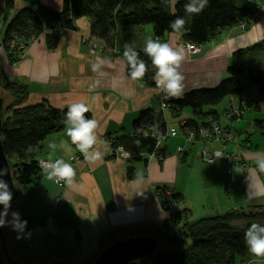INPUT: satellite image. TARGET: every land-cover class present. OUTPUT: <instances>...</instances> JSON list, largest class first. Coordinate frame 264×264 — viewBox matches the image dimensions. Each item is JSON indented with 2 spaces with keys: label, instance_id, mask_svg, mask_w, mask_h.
I'll return each mask as SVG.
<instances>
[{
  "label": "crops",
  "instance_id": "obj_1",
  "mask_svg": "<svg viewBox=\"0 0 264 264\" xmlns=\"http://www.w3.org/2000/svg\"><path fill=\"white\" fill-rule=\"evenodd\" d=\"M41 3L54 11L62 8V0H41ZM22 5L19 11L26 7ZM17 13L11 17L10 10L0 20V76L26 87L27 106L46 101L54 109L63 111L70 103H85L89 107L86 114L98 121L99 139L107 142L106 155L95 165H89L84 159L72 164L76 171L74 186H57L41 173L38 185H32L26 197H19L17 209L27 212L23 215L30 217L31 226L24 231L23 238L14 237L11 244L14 250L22 251L21 256L27 259L24 264L32 260L36 264H92L107 246L138 236L154 239L156 251L166 252L158 249L171 243L172 230L171 215L158 195L162 190L179 197L174 212L183 213L188 221L253 206L264 209V173L256 172L253 162L255 152H264V98L258 99V89L250 81L241 84V94L226 97L215 108V122L230 131V141L224 140L223 144L214 137L188 140L181 126L187 120L196 119L193 112L183 109L174 113L165 109L159 133L170 128L175 130V135L162 143L165 158L158 161L154 156L143 154L141 162L130 164L126 158L113 155L111 141L130 134L139 112L157 107V99L163 94L156 86L132 81L119 54L123 53L125 43L142 50L148 37L154 39L152 28L119 29L114 49L109 50L103 43L90 39V20L80 19L75 22L76 31L63 32L53 47L43 31L23 55L16 52L11 58L1 41L7 24ZM5 20L9 21L5 24L2 22ZM263 39L264 10H254L246 29L236 25L224 30L206 44L197 46L196 52H190L178 34L167 33L160 41L184 49L180 72L184 76L185 94L216 87L226 77L232 55ZM101 61L102 67L92 72L90 64ZM0 98L4 107L8 95L2 85ZM256 102L258 111L254 109ZM235 104L240 106L239 115L228 120L226 111ZM50 143L63 147L52 153L48 148ZM72 146L64 130L50 135L42 143L37 161L47 160L50 154L53 159L67 161ZM205 151L234 154L240 161L231 164L219 158L209 164ZM230 165L231 174L227 172ZM137 170L143 174L140 181L135 175ZM4 230L0 237L2 264H18L10 258L4 241L5 227ZM174 245L178 244L172 242ZM141 264L152 262L146 260ZM248 264H264V257H252Z\"/></svg>",
  "mask_w": 264,
  "mask_h": 264
},
{
  "label": "trees",
  "instance_id": "obj_2",
  "mask_svg": "<svg viewBox=\"0 0 264 264\" xmlns=\"http://www.w3.org/2000/svg\"><path fill=\"white\" fill-rule=\"evenodd\" d=\"M26 5L18 11L7 24L1 45L5 52L15 57L16 51L10 47L11 42L23 41L29 37H38L52 24L59 26L61 32L53 37L46 33L51 47L65 31H76L75 22L83 17L90 20L89 37L104 44L106 49H114L118 30L127 27L150 26L154 39H161L167 33H173L169 22L177 16L186 20L181 33L182 42L201 46L213 39L217 34L233 26L245 24L253 14V7L247 0H209V5L199 14L188 16L183 5L187 0H177L174 6L162 4L161 0H62L60 11H54L43 5L41 0H20ZM15 6V0H0V20L7 17ZM141 59L148 65V71L141 80L149 86H155L151 60L139 50ZM15 53V54H14ZM17 55V54H16ZM122 57V53L119 54ZM129 75V69L126 67ZM247 73L249 81L258 89V99L264 98V39L258 43L238 50L232 55V63L227 75L214 88L192 90L183 94L180 99L163 100L159 96L158 106L149 107L139 112L132 122L131 133L122 134L111 141L113 152L124 147L131 155L126 157L128 163L141 162L143 154L154 156L158 161L165 158L163 144L157 145L159 128L163 122L164 108L177 113L190 109L196 119L187 120L181 126L186 135L192 133L193 140L198 139V131L211 129V122L216 123V107L226 98L239 95L243 91L240 75ZM0 85L7 92L8 99L4 105L2 117L3 152L8 159L13 181L26 197L29 186H37L41 170L37 154L44 140L64 130V116L67 110H57L46 101L36 105H26L28 91L25 86L11 83L0 76ZM255 110H259L257 102ZM88 118L89 116L85 114ZM143 124L144 132L137 135L136 129ZM259 128L261 124L259 123ZM140 140V145L135 144ZM35 146V151L26 156L24 149ZM114 155V153H113ZM132 176L129 169L128 177ZM178 201L179 197L173 196ZM176 219H183L180 234L184 244L172 253L155 251L150 257L129 264H141L150 260L152 264H248L253 257L244 242V232L252 223L264 225V209L253 206L246 210H232L224 214L188 221L181 212L175 214ZM27 221V230L31 226L30 217L21 216ZM174 242V237L170 236ZM0 264H2L0 254Z\"/></svg>",
  "mask_w": 264,
  "mask_h": 264
},
{
  "label": "clouds",
  "instance_id": "obj_3",
  "mask_svg": "<svg viewBox=\"0 0 264 264\" xmlns=\"http://www.w3.org/2000/svg\"><path fill=\"white\" fill-rule=\"evenodd\" d=\"M162 4L174 6L177 0H161ZM209 0H187L183 5L184 12L188 16L199 15L207 6ZM186 20L183 17L177 16L169 22V28L173 33H181L185 27ZM143 54L151 60L152 68L155 69L153 80L156 88L163 94V100L180 99L184 94V76L180 72V67L185 59L184 49L181 47L174 48L169 42H161L159 39L148 37L145 40L142 49ZM122 58L125 61L126 67L129 69V75L132 81H141L148 71V65L145 60L141 59L138 52L131 44L125 43L123 46ZM101 62H93L90 64L91 71L97 72L102 67ZM161 107L166 109L167 104H161ZM89 112V107L83 102L70 103L65 112L63 124L65 135L69 138L75 149L83 156L84 161L89 165H95L101 161L107 152V142L99 139L97 135L98 121L95 118H88L85 114ZM144 132L143 124L136 129L137 135ZM169 135H175L174 129L168 130ZM203 134V133H202ZM157 141L164 139V135L155 136ZM6 139L3 133H0V141ZM140 140H136L135 144L140 145ZM58 147L55 143L48 144V148L52 153H55ZM35 151V146L29 144L25 149V155L29 156ZM119 151L129 157L131 154L124 150L121 146ZM220 158V156H214ZM213 157V158H214ZM211 158L208 163L212 164L215 160ZM253 162L255 171L264 173V152L257 151L253 154ZM41 172L48 180L57 184L63 182L69 187L76 184V171L71 163L63 158L51 157L47 160L41 159L38 162ZM8 169L0 168V177L6 175ZM137 180L143 179V174L140 170L135 173ZM13 193L10 190L8 183L0 179V205L3 210L0 211V227L10 225L13 231L18 233L17 238H23V233L27 227V221L21 220L18 212L11 213V220H8L9 210ZM244 242L248 252L253 257H264V225L252 223L244 232Z\"/></svg>",
  "mask_w": 264,
  "mask_h": 264
},
{
  "label": "built area",
  "instance_id": "obj_4",
  "mask_svg": "<svg viewBox=\"0 0 264 264\" xmlns=\"http://www.w3.org/2000/svg\"><path fill=\"white\" fill-rule=\"evenodd\" d=\"M248 3L253 7L254 10H259V9H263L264 6L263 4L259 1V0H247ZM240 27L244 30L246 29V25L245 24H240ZM58 32H61V30L59 29V26L56 25V24H52L51 25V28L47 29L46 30V33H49L51 34V36L55 37ZM37 40V37H29L27 38L26 40H23V41H18V42H11L10 44V47L13 48L17 53H23L26 48L28 46H30L32 43H34L35 41ZM186 48L190 51V52H196L197 51V46L195 45H191V44H186ZM228 112V117H233V116H237L236 114L238 112H240V106L238 104H235V105H232L228 108L227 110ZM203 133V134H202ZM160 134H163L164 135V139L159 141V144L163 143L167 138L173 136V135H169L168 134V130L162 132V133H158V135ZM211 134H214L216 136V140H222V138L226 141H230L231 140V136H222L221 135V131L220 129L218 128V125H216V123L214 122H211V129L210 130H207V129H201L199 134H198V137L201 139H210L211 138ZM187 139L188 140H193L194 139V136L192 133H189L186 135ZM158 144V141H157V145ZM120 148H117L113 153L114 155H117L118 157H121V158H126L120 151H119ZM181 151V148H178V152ZM204 155H205V159L206 161H209V159L213 158L214 156H220V159L222 158H226L228 162H233L236 160L237 156L232 154V155H223L222 153H217V152H213V153H209L207 151L204 152ZM83 156L75 149V146L73 145L72 146V150H71V154L70 156L68 157L67 161L71 164H75V163H78V162H81L83 160ZM214 160H218L217 158H213ZM227 172L229 174H231L232 172V165L229 166ZM55 185L57 186H64L65 184L63 182L57 184L55 182H53ZM161 201H162V204H163V207L169 211L170 213V222H171V225H172V230H171V233H170V236H173L174 237V242H176L178 244V248L181 247L183 245V242H184V237L180 234V229L182 227V220L183 219H176L175 218V212H174V207L177 203V201L173 198V196L165 191V190H162L158 193Z\"/></svg>",
  "mask_w": 264,
  "mask_h": 264
},
{
  "label": "water",
  "instance_id": "obj_5",
  "mask_svg": "<svg viewBox=\"0 0 264 264\" xmlns=\"http://www.w3.org/2000/svg\"><path fill=\"white\" fill-rule=\"evenodd\" d=\"M9 0H5L7 3ZM3 101L0 98V133H2V117H3ZM0 168L8 169V173L0 179L8 183L10 190L13 193L11 208L17 203L20 192L15 182L13 181L11 168L3 152L2 141H0ZM10 208V209H11ZM3 206L0 205V211ZM4 227H0V237L3 236ZM156 251V242L152 238L138 236L119 240L104 248L92 264H129L138 260L150 257ZM43 264H58V263H43Z\"/></svg>",
  "mask_w": 264,
  "mask_h": 264
},
{
  "label": "rangeland",
  "instance_id": "obj_6",
  "mask_svg": "<svg viewBox=\"0 0 264 264\" xmlns=\"http://www.w3.org/2000/svg\"><path fill=\"white\" fill-rule=\"evenodd\" d=\"M261 1H263L262 2V4H263V6H264V0H261ZM21 7H23V5H22V3H21V1L20 0H15V10L14 9H11V17H13L14 16V14L17 12V11H19V9L21 8ZM259 10H264V8L263 9H259ZM11 17L9 18V19H11ZM86 17H83V18H80V19H85ZM80 19H78L76 22L78 23L79 22V20ZM9 20H5V21H2L3 23H7ZM0 23H1V21H0ZM80 27V26H79ZM128 28V27H127ZM26 51V50H25ZM20 55H23L22 53H20ZM240 83L241 84H243V85H246L248 82H249V78H248V75H247V73H242L241 75H240ZM5 90V89H4ZM236 115H239V112L236 114ZM226 116H227V118H228V112L226 111ZM233 118H235V116H233V117H230V119L228 118V120H232ZM216 125H218L217 123H216ZM218 128L220 129V131H221V135L222 136H231V133H230V131L228 130V129H224V128H222V127H220L219 125H218ZM199 132H200V130L198 131V134H199ZM212 137L211 138H213L214 137V139L216 138V136L214 135V134H212L211 135ZM198 139H199V137H198ZM231 139H232V136H231ZM216 140V139H215ZM217 141H221L223 144H225V142H224V139L222 138V140H217ZM226 141V140H225ZM228 142V141H227ZM207 152H209V151H207ZM215 152V151H214ZM209 153H213V151H210ZM223 155H226V154H224V153H222ZM227 155H229V154H227ZM230 155H232V154H230ZM222 161H225L226 163H229L228 161H227V159L226 158H222L221 159ZM240 161V159H239V156H237V158H236V160L235 161H233V162H230L231 164H233V163H238ZM31 189H32V187L31 186H29L28 188H27V191L28 192H30L31 191ZM18 208V205H17V203L9 210V216L7 217V219L8 220H11V213L12 212H18L19 214H20V217H21V215H26L27 214V212H25V213H22V211H21V209L19 210V209H17ZM22 213V214H21ZM5 228H6V236H5V238H4V241H5V243H6V247H7V250H8V253H9V255H10V258L11 259H13V260H15V261H17L18 262V264H24V263H26V261H27V259H25L23 256H21V255H23V253H22V251H20L19 249H16V250H14L13 249V246H12V244H11V242H12V239L14 238V237H17V232L16 231H13V229H12V227L10 226V225H7V226H4ZM178 246V245H177ZM176 245H174V246H172V242L171 243H168V244H166L164 247H158V249H164L167 253H172V252H174V251H177L179 248L177 247ZM1 249V248H0ZM5 262V261H4ZM29 264H36V260H32V261H29L28 262ZM4 264H12L11 262H8V263H4ZM15 264H17V263H15Z\"/></svg>",
  "mask_w": 264,
  "mask_h": 264
}]
</instances>
